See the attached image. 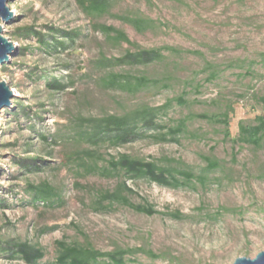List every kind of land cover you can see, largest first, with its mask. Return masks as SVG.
<instances>
[{
	"label": "rangeland",
	"instance_id": "374dc122",
	"mask_svg": "<svg viewBox=\"0 0 264 264\" xmlns=\"http://www.w3.org/2000/svg\"><path fill=\"white\" fill-rule=\"evenodd\" d=\"M8 5L14 17L0 24L16 50L0 65V81L14 93L10 106L0 109V241L38 244L44 250L39 264L54 260L55 241L62 238L87 239L101 251L146 246L169 257L151 260L137 255L144 264H232L236 257H254L264 250V150L233 148L222 140L219 125L193 119L188 128L199 138L182 135L178 143L143 138L107 148L112 155L180 159L196 172L205 165L204 155L222 161L220 169L208 174L211 182L204 188L128 181L136 193L131 200L153 205L160 212L153 215L127 207L94 211V189L111 188L115 180L78 175L75 163L63 158L72 149L75 115L121 112L139 103L157 106L182 92L188 103H173L166 119L218 112L230 104L229 130L235 137L239 120L262 113L255 96L264 91V0H117L109 14L97 17L86 15L76 0H13ZM135 10L155 20V28L140 33L112 16ZM96 23L123 30L141 47L184 50L179 55L165 52V60L147 66L115 68L164 78L169 87L135 95L102 89L97 81L101 72L92 60L101 54L116 57L134 47L114 45L94 27ZM25 27L74 34L70 39L57 33L64 46L53 49L24 36L19 29ZM207 62L221 70L212 82L204 81ZM53 80L64 87L54 89L49 85ZM32 162L39 169H28ZM45 182L57 194L52 204L33 203L35 188ZM175 210L188 217L161 214ZM0 264L26 263L4 251Z\"/></svg>",
	"mask_w": 264,
	"mask_h": 264
},
{
	"label": "trees",
	"instance_id": "16d2710c",
	"mask_svg": "<svg viewBox=\"0 0 264 264\" xmlns=\"http://www.w3.org/2000/svg\"><path fill=\"white\" fill-rule=\"evenodd\" d=\"M76 1L86 15L97 17L109 14L117 0ZM112 16L127 22L140 33L154 29L156 25L155 20L145 16L139 10L126 11ZM94 27H97L105 38L114 45L127 43L134 47V49L126 48L123 53L116 57H106L101 54L92 60L93 68L101 72L97 81L102 89L117 90L135 95L149 88L164 89L169 87L164 78H154L143 72L132 73L123 69L115 70V68L147 66L165 60L167 54L179 55L184 50L168 45L155 48L141 47L130 41L121 29L97 23L94 24ZM48 30V33H42L33 27L19 29L24 36L35 37L42 46L53 49L64 46V43L56 38L57 33L70 39L74 34L53 27H48ZM204 69L207 72L204 81L207 82L216 80L221 72L216 65L209 62L206 63ZM246 72L250 71L246 70ZM49 85L54 89L64 87L56 80H53ZM200 86L197 84L196 90ZM184 97L185 93L182 92L157 106L139 103L123 109L121 112H103L99 115L88 116L75 115L73 120L76 127L70 135L72 149L63 154L65 162L72 161L75 163L78 175H97L101 178L115 180L111 188L94 189L93 198L90 202V207L94 211L107 212L115 207H127L147 215L160 213L147 202H133L131 195L136 193L129 186L128 181L147 180L169 188L195 189L198 185L204 188L207 183L211 182L208 174L222 166L221 160L212 155H204L202 158L205 165L196 172L180 159L170 157L147 159L125 152L112 155L106 151L107 148L122 146L143 138L164 143H178L182 135L199 138L198 133L189 131L188 124L193 119H200L211 125H219L220 129L217 131L221 132L222 140L230 141L233 148L235 145H249L254 149L264 150V91L255 96L262 108V113L255 115L249 121L239 120L238 132L235 137H231L229 130V114L233 110L230 104H225V109L218 112L193 113L175 119H166L168 109L173 103L180 106L188 103ZM41 137L43 140H47V136L41 135ZM53 142L55 143L56 140ZM236 154L233 152L234 161ZM26 166L28 169H39L33 162ZM56 195L54 188L45 182L42 187L35 188L32 202L41 200L46 204H52ZM220 209L231 210L227 207H220ZM161 214L176 219L188 217L176 210ZM4 251L9 252L10 256L19 257L26 264H39L44 257L43 248L28 241L12 244L0 241V252ZM139 254L151 260L169 258L165 253H156L146 246H115L112 250L101 251L87 239L84 241H67L62 238L55 241V257L50 264H144L138 260L137 255Z\"/></svg>",
	"mask_w": 264,
	"mask_h": 264
},
{
	"label": "water",
	"instance_id": "95a60500",
	"mask_svg": "<svg viewBox=\"0 0 264 264\" xmlns=\"http://www.w3.org/2000/svg\"><path fill=\"white\" fill-rule=\"evenodd\" d=\"M12 1L0 0V21L6 24L10 23L14 17L8 5ZM15 50V43L3 35V26L0 24V65L8 62L9 55H14ZM13 96L14 93L9 84L4 80L0 81V109L10 106ZM232 264H264V250L259 251L254 257H236Z\"/></svg>",
	"mask_w": 264,
	"mask_h": 264
}]
</instances>
